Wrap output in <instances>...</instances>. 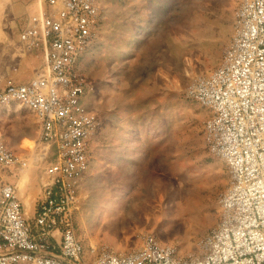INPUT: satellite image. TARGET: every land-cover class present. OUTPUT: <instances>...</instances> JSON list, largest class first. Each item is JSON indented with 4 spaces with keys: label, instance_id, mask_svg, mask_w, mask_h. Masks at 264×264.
I'll return each mask as SVG.
<instances>
[{
    "label": "rangeland",
    "instance_id": "obj_1",
    "mask_svg": "<svg viewBox=\"0 0 264 264\" xmlns=\"http://www.w3.org/2000/svg\"><path fill=\"white\" fill-rule=\"evenodd\" d=\"M31 1L0 0V83L25 82L40 65L18 39ZM239 1L100 0L82 60L85 108L98 120L74 213L85 253L91 245L130 251L147 234L180 255L197 253L217 223L229 174L203 142L209 111L188 86L222 60ZM0 131L18 156L34 152L37 124L27 109L0 107ZM31 168L14 179L28 217L42 164Z\"/></svg>",
    "mask_w": 264,
    "mask_h": 264
},
{
    "label": "built area",
    "instance_id": "obj_2",
    "mask_svg": "<svg viewBox=\"0 0 264 264\" xmlns=\"http://www.w3.org/2000/svg\"><path fill=\"white\" fill-rule=\"evenodd\" d=\"M36 3L18 39L40 65L25 82L0 83V107L19 105L37 124L27 157L14 153L0 131V264H264V0L239 1L222 60L188 86L209 111L203 142L229 174L217 223L199 240L198 252L188 255L153 234L130 251L91 245L84 252L74 213L98 120L85 108L82 60L96 36L100 0ZM39 163V190L28 217L14 179Z\"/></svg>",
    "mask_w": 264,
    "mask_h": 264
},
{
    "label": "crops",
    "instance_id": "obj_3",
    "mask_svg": "<svg viewBox=\"0 0 264 264\" xmlns=\"http://www.w3.org/2000/svg\"><path fill=\"white\" fill-rule=\"evenodd\" d=\"M27 6H28V5H27ZM27 6H26V7H27ZM30 6H31V13H30L29 15L35 13L36 10H37V3H36V0H32L31 3H30ZM92 170H93V169H92ZM90 172H91V171H90ZM33 206H34V202H33ZM32 213H33V207H32V211H31V216H32Z\"/></svg>",
    "mask_w": 264,
    "mask_h": 264
},
{
    "label": "bare ground",
    "instance_id": "obj_4",
    "mask_svg": "<svg viewBox=\"0 0 264 264\" xmlns=\"http://www.w3.org/2000/svg\"><path fill=\"white\" fill-rule=\"evenodd\" d=\"M35 141H36V139H35ZM35 141H34V144H35ZM21 184V183H20Z\"/></svg>",
    "mask_w": 264,
    "mask_h": 264
}]
</instances>
